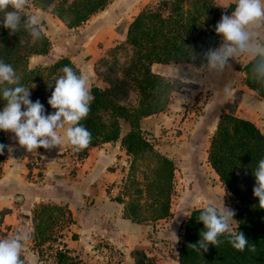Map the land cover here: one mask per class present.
I'll return each mask as SVG.
<instances>
[{"label": "trees", "instance_id": "16d2710c", "mask_svg": "<svg viewBox=\"0 0 264 264\" xmlns=\"http://www.w3.org/2000/svg\"><path fill=\"white\" fill-rule=\"evenodd\" d=\"M36 1L37 8L51 13L67 28H77L105 9L111 0ZM234 8L235 3L224 6L217 0H158L156 6L145 5L129 23L125 39L109 49L111 60L108 57L101 59L107 71V85L90 87L95 99L87 118L80 121L90 131L91 142L81 151H74L70 145L68 148L81 159L92 147L120 141L129 156V164L113 200L123 205V216L132 222L154 223L171 216L177 170L176 163L155 147L152 138L140 126L141 119L167 109L175 90L172 80L158 74L152 66L155 63L205 64L201 54L208 48H215L221 40L214 26L222 13L229 14ZM28 15L26 11L22 13L25 18ZM3 18L4 12H0V20ZM50 48L44 32L40 39L34 40L23 23L20 30L11 35L10 30L0 25V60L12 65L20 84L30 88V99L33 102L39 99L46 114L55 111L47 100L54 82L64 75L63 67L68 65L81 74L64 55H52L47 65H30L31 56L47 55ZM119 53H125L122 62H119ZM194 56L197 59H193ZM253 63L251 58L240 67L244 83L264 99V85L253 79ZM51 84L52 88L49 87ZM132 92L134 103L129 100ZM4 103L0 99V109ZM123 120L128 122L129 129L122 135ZM5 136L6 133L0 131V143L6 145ZM5 153L0 155V175ZM262 158L264 133L261 129L249 119L222 112L210 136L206 159L236 208L234 229L238 225L249 245L241 252L225 237H220L222 243L216 247L210 245L207 252L194 251L189 245L196 243L204 230L203 223L197 220L204 206L193 208L180 228L177 253L180 264H264V208L259 207L258 198L253 195L255 177L252 174ZM32 212L33 245L49 247L45 257L48 251L50 253L49 260L40 258L37 264H88L66 244L54 243L59 239L53 232L56 225L74 221L67 207L41 203ZM72 237L74 239L76 235L72 234ZM253 244L254 252L249 250ZM130 254L134 264H153L152 258L140 248ZM21 259L28 264L22 253Z\"/></svg>", "mask_w": 264, "mask_h": 264}, {"label": "crops", "instance_id": "0c3cea01", "mask_svg": "<svg viewBox=\"0 0 264 264\" xmlns=\"http://www.w3.org/2000/svg\"><path fill=\"white\" fill-rule=\"evenodd\" d=\"M151 1L154 3L158 0H111L105 9L95 13L77 28H67L49 12L39 9L38 15L42 14L47 23L50 21L52 24L60 25L62 33L60 34L63 36L59 44L66 50L62 55L69 57L88 78L90 87L101 86L107 85V82L95 71L98 62L107 50L118 41L125 39L129 23ZM217 2L227 6L235 3V0H217ZM254 30L258 33V39L264 40V25ZM220 43L221 40L216 47ZM51 57V52L47 55H33L29 62L36 59V63L40 62L39 65H47ZM251 58L247 54H242L231 62V67L222 72L210 71L205 64H153V70L158 74L172 76L180 81L181 91L175 89L167 109L141 119L140 126L142 130L149 132L155 147L161 153L177 160L178 169L187 167L185 169L188 171L196 162L201 166V162L211 169H209L210 173L216 175L206 158L210 136L222 112H231L249 119L262 129L264 99L247 87L244 83V73L240 69ZM225 85L231 86L234 96L224 95ZM201 92L203 96L198 94ZM201 98L203 108L201 111L200 108L197 109L196 112L191 108L192 103L199 102ZM134 101L135 95L133 103ZM184 103H190L188 109L183 107ZM229 103L234 104V111L227 108ZM193 115L195 117L192 119ZM121 126L123 135L129 129V124L123 120ZM173 127L184 128L187 133L174 138L175 136L172 137L171 134L174 132ZM66 128L67 125L64 129H58V134L63 135ZM167 134H170V139L174 138L169 141L170 144L165 136ZM13 135L6 133L5 136L6 145H12L13 151L9 154L6 150L0 175V229L6 227L7 236L12 237L19 231H29L32 234L33 209L41 203H50L67 204L72 215L74 221L70 223L69 229L78 233L79 239L67 237L65 240L60 239L69 248L76 245L85 247L101 236H107L108 240L121 245L122 241L132 238L135 239V243L141 242L136 239L142 238L140 235L143 223L132 222L125 218L123 205L109 197V193L104 189L107 184L121 183L128 169L129 156L121 147L119 140L92 147L84 158L79 159L75 152L68 148L66 142L51 150L39 148L37 151L29 152L11 139ZM175 139L176 143L172 144ZM185 178L189 180L187 186L190 190L186 188L183 207L185 209L187 205L192 206L183 220L193 208L206 206L208 203L206 201H212L221 208L216 195L223 196L227 193L218 178V190H215L212 184L210 188L208 185L205 188L204 180L187 178V176ZM193 187L199 192L198 195L194 194ZM202 196L204 200L199 198ZM164 220L166 219L158 220L155 224ZM123 228H128L127 232L131 236L128 234L126 236L124 234L126 230L123 231ZM68 233L70 234V231ZM157 233L160 235H153V251L149 252V255L153 256V264H180L177 259L180 236L177 240L166 234L162 235L161 232ZM33 243L31 237L24 243L23 250H30L33 253L34 250L31 249Z\"/></svg>", "mask_w": 264, "mask_h": 264}, {"label": "clouds", "instance_id": "9594fccd", "mask_svg": "<svg viewBox=\"0 0 264 264\" xmlns=\"http://www.w3.org/2000/svg\"><path fill=\"white\" fill-rule=\"evenodd\" d=\"M27 4L28 0H0V12H4L0 25L10 30L11 35L16 34L23 23L34 40L40 39L43 17H23ZM261 25H264V0H235L231 14L222 13L214 26V31L222 38L221 43L218 47L208 48L200 58L210 71L222 72L231 67V62L238 56L247 54L254 61L251 69L253 79L264 85V40L258 39L254 30ZM62 72L64 75L54 82V89L47 100L55 111L46 114L39 99L35 102L30 99V88L20 84L12 65L0 60V99L5 102L0 109V131L14 134L11 139L29 152L39 148L51 150L65 142L74 151H81L91 142L90 131L80 123L89 115L95 99L88 78L82 73L77 74L68 65ZM49 87L52 88V84ZM223 92L226 97L235 95L230 85H225ZM65 125L64 134H58L57 130L64 129ZM6 150L11 154L13 146L0 143V155ZM252 174L255 177L253 195L258 198L259 207L264 208V158L258 161ZM235 215V210L225 206L218 208L209 201L197 218L203 223L204 230L200 232V239L189 247L196 252H207L210 245L218 246L222 243L220 237H225L233 248L244 251L249 240L238 230V225L236 229L231 226ZM30 239L29 231H19L10 238L0 239V264H24L21 252L24 243ZM249 250L254 252L255 245Z\"/></svg>", "mask_w": 264, "mask_h": 264}, {"label": "rangeland", "instance_id": "374dc122", "mask_svg": "<svg viewBox=\"0 0 264 264\" xmlns=\"http://www.w3.org/2000/svg\"><path fill=\"white\" fill-rule=\"evenodd\" d=\"M35 1L36 0H28V4H27L24 11H26L29 15H38V13L41 10L39 7L37 8L35 6ZM37 1L42 2L44 0H37ZM51 1L54 2L56 0H51ZM156 4H157V1L154 3H153V1H151L147 5L156 6ZM42 11L44 12L46 10H42ZM41 16H42V14H41ZM41 24H42L43 32L45 33V35L48 37V39L50 41V47H51L50 52H51V54L54 56H58V55H62L64 53H66L65 48H62L60 45L61 39L63 36V35H61L62 33H61V27H59L60 25L59 24H57V25L52 24L50 21H48V23H47V21L44 19H42ZM73 32L74 31H72L71 33L73 34ZM118 42H120V41H118ZM108 54H109V50H107L105 52L104 57L105 58L108 57V60H111V57H110V55L108 56ZM124 58H125V53H119L118 54L119 62H122L124 60ZM36 62H37L36 59H32L30 61L31 66L40 64V62H38V63H36ZM152 69H153V67H152ZM95 71L100 76V78H102L104 81H106L107 71L105 69V66H103V62L101 60L98 62L97 66L95 68ZM165 77L172 80V82L174 83L175 89H176L175 91H178V92L181 91L180 88H181L182 84L180 83V81H178L177 79H175L172 76H165ZM104 86H106V85H101L100 87H104ZM198 94L203 96V92L198 93ZM171 96H173V93L171 94ZM206 96H207V94H206ZM202 98L199 100L200 103L199 102L192 103L193 105L191 106V108L193 110H196V112H197V109L200 108V111H201V109L203 108ZM129 100H130V102H133V100H134V93L133 92L130 94ZM201 100H202V102H201ZM189 104L190 103H187V104L184 103L182 105H183V107H186L188 109V106H190ZM195 105H197V106H195ZM227 108H230L232 111H234L235 106H234V104L229 103V105H227ZM194 117H195V115L191 116L192 119ZM261 121L264 122V118H261ZM173 128L174 129H172V130H174V132H172L171 134H172V137L175 136L174 138L179 137V135H181L183 133H187L186 129H184V128H181V129H179L178 127H173ZM166 130H168V129H166ZM261 131L264 132V124L262 126ZM165 136L167 137L168 143L170 144L169 141L172 139V138L171 139L169 138L170 134H167ZM173 143H176V139L174 142H172V144ZM153 144H155L154 140H153ZM173 161L176 163V166H177V164H178L177 160H173ZM200 165L201 166H199V163L196 162L194 167L190 166V168H189L190 170H188V171H187V169H185L187 167H184V168L181 167L180 169H178V167H177V170L175 172V175H177V177H175V179H174V192H173V195L171 197V205H170V208H172L171 216L169 218H167L166 220L158 222L156 224H155V222L154 223L153 222L143 223V225L141 227L142 229H141V235H140V237H142V238L136 239L137 241L140 240L141 242L135 243L136 242L135 239L132 238V240L127 239V240L122 241V245H121V244H115L112 241L108 240L107 236H101L100 238H97L96 241L94 240L92 243H88L87 245L85 244L86 245L85 247H82V246L78 247V245H76L75 247L70 246V249L75 251V253H77L88 264H134V259L131 257L130 252L132 250H134L135 248H140L141 250H143L147 254V256H149L153 260V256L149 255V252L153 251V235H155V234L160 235V233H157V232H161L162 235L166 234L167 236L175 238V239L177 237L179 238L180 230H181L180 228H181V225L184 221L183 220L184 216H185V214H187V212L189 211V208L192 206V205H187V206H185V209L183 207V203L185 200V194L187 193L186 188L188 187L187 185H188V181H189L185 178V176H187V178H192V179L193 178L201 179V181L204 180L206 182V184H204L205 188H206V185H208V187L210 188V184H212V185H214V189L218 190V186H217L219 184V182L217 181L218 176L215 177L216 175L214 173H210L209 172L210 168L208 169L201 162H200ZM121 182H122V180H121ZM120 185H121V183H119L117 185L107 184V186L104 189L109 193V197H111L113 199V197L119 192V189L117 190V186L120 187ZM196 185H198V184H196ZM188 190H190L189 187H188ZM193 191H194V194H197V195L199 194V192L197 190H195L194 187H193ZM216 197H218V199L220 201L219 206L221 208L223 206L228 207L230 209L235 210V213L237 214V211L234 208L231 200L228 198L227 194L223 195V196L221 194H217ZM199 198L202 200L205 199L203 196L199 197ZM206 202H209V201H206ZM223 203H224V205H223ZM62 206L67 207V204H62ZM157 224H158V226H156ZM69 225L70 224L67 222H65V224L63 223L62 225L59 223V225L58 226L56 225V228L53 231L54 234H56L59 237V239H62V240H65L66 237L68 239L69 238L73 239L72 234L76 235V238H74V239H76V240L79 239V234L75 233V232H71V229H69ZM154 225H155V228L153 229ZM235 225H236V215L234 216V221L231 222V226L233 228H235L234 227ZM124 229L126 230V232H124V234L127 236L128 228H123V231H124ZM6 230H7L6 227L0 229V239H5V236H6V238H10L9 236H7ZM69 231H70V234L68 233ZM129 236H131V235H129ZM135 236H136V238L138 237V232L136 233ZM59 239H58V241L54 242L55 245L64 243L62 240H59ZM55 245H52L53 248ZM31 249L34 250L33 253H31L30 250L29 251H27L25 249L22 250V253H25L23 255L25 256L28 264H35V262L37 264V262L40 258H44L45 260L50 259L49 251H48V256L45 257V255L47 254V249H49V247L42 246V247L38 248V247L32 245ZM26 252L28 254H26Z\"/></svg>", "mask_w": 264, "mask_h": 264}]
</instances>
